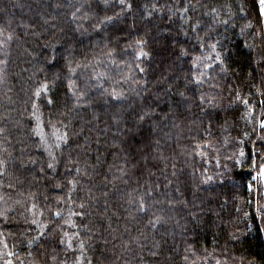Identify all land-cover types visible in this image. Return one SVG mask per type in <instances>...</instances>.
Masks as SVG:
<instances>
[{"label":"trees","instance_id":"1","mask_svg":"<svg viewBox=\"0 0 264 264\" xmlns=\"http://www.w3.org/2000/svg\"><path fill=\"white\" fill-rule=\"evenodd\" d=\"M260 0H0V264H264Z\"/></svg>","mask_w":264,"mask_h":264},{"label":"rangeland","instance_id":"2","mask_svg":"<svg viewBox=\"0 0 264 264\" xmlns=\"http://www.w3.org/2000/svg\"><path fill=\"white\" fill-rule=\"evenodd\" d=\"M261 180L263 182V187H264V167H263L262 172H261Z\"/></svg>","mask_w":264,"mask_h":264},{"label":"snow or ice","instance_id":"3","mask_svg":"<svg viewBox=\"0 0 264 264\" xmlns=\"http://www.w3.org/2000/svg\"><path fill=\"white\" fill-rule=\"evenodd\" d=\"M261 8L264 9V0H260Z\"/></svg>","mask_w":264,"mask_h":264},{"label":"bare ground","instance_id":"4","mask_svg":"<svg viewBox=\"0 0 264 264\" xmlns=\"http://www.w3.org/2000/svg\"><path fill=\"white\" fill-rule=\"evenodd\" d=\"M263 14H264V9H263Z\"/></svg>","mask_w":264,"mask_h":264}]
</instances>
